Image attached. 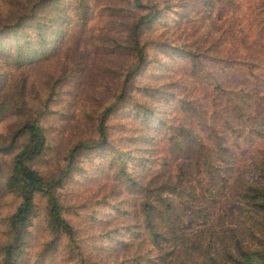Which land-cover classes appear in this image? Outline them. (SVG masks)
<instances>
[{
	"label": "trees",
	"instance_id": "1",
	"mask_svg": "<svg viewBox=\"0 0 264 264\" xmlns=\"http://www.w3.org/2000/svg\"><path fill=\"white\" fill-rule=\"evenodd\" d=\"M223 3L235 7L234 22L243 14L247 33L224 28L212 39L199 35L202 51L195 52L149 37L159 25L170 29L185 20L183 0H131L135 20L121 47L128 59L113 101L87 114V128L72 136L54 170L42 167L50 148L43 120L52 115L57 85L37 103L23 99V86L16 101L0 93V119L15 114L18 121L8 138L0 136V155L9 159H0V197L14 206L1 222L0 264H100L85 254V238L106 244L117 264H264V0ZM12 4L0 19V58L16 68L56 55L77 25L74 17L85 20L88 9L84 0ZM151 71L176 73V82L166 89L144 82ZM197 74L207 93L187 91L184 77ZM121 114L135 125H115ZM141 128L154 153L148 161L137 156L143 148L123 150L139 141L133 133ZM96 158L93 173L84 160L91 166ZM83 184L97 185L84 194L101 209L83 218L107 230L74 224ZM38 199L46 203L41 214ZM117 216L124 225L114 226ZM36 231L43 250L31 263L27 250Z\"/></svg>",
	"mask_w": 264,
	"mask_h": 264
},
{
	"label": "rangeland",
	"instance_id": "2",
	"mask_svg": "<svg viewBox=\"0 0 264 264\" xmlns=\"http://www.w3.org/2000/svg\"><path fill=\"white\" fill-rule=\"evenodd\" d=\"M12 2L13 0H0V19H3L4 16L14 10L15 7ZM70 2L72 0H60V3L68 4ZM183 2L186 7L185 11H187L185 20L170 29L159 25L154 32L149 34V37L153 39L152 41L159 42V44L166 41L169 44L175 42L181 44L180 46L184 50L188 47L190 50L197 52L196 50L202 51V45L200 43L195 44L199 35L204 34L208 39H212L216 31L224 28L235 33L241 31L247 33L248 26L246 21L242 20L243 14L238 15L237 21L231 20L236 13V9L223 3V0H213L211 3L210 0H183ZM130 4L131 0H84V5L88 7L85 20L81 21L80 15L74 17L77 25L75 24L74 27L73 23V27L65 38V44L58 49L57 54L52 58L41 61L37 65L17 68L0 58V93H3L2 97H11L13 101H16V91L23 86V99L37 103L38 100L45 99L52 87L55 84L57 85L55 93L60 94L56 97L55 103L52 104V115L43 120L44 126L49 129L47 135L50 142L49 153L42 162V167L46 171L54 170L55 166L60 164L65 150L71 144L70 139L72 136L77 131L87 128V114L92 109L102 110L113 101L117 83L120 82L119 76L122 67L127 64L128 59V57L126 58L120 54L121 47L128 45V28L135 20L134 15L130 14ZM178 63L181 62L178 61L175 65L177 66ZM182 66L185 67L186 64L182 63ZM71 69L82 71L72 73ZM187 71L189 74L191 72L190 68ZM59 75H62L64 79L58 83ZM158 75H160V78L155 81V77ZM176 76V73L175 77L171 78L164 72L151 71L142 78L144 82L156 83L166 89L176 82ZM184 80L190 87L192 86V88L188 87V92L207 93L206 89L203 88V84L200 83L198 74L197 76L192 75L191 78L184 77ZM149 83L146 84V87ZM142 93L141 91L135 93L139 101H145L146 97L144 98ZM141 103L144 102H140L138 105ZM122 115L125 119H119L115 125H135L133 120L130 119L132 118L130 114L129 116ZM17 123L15 114L0 119V136L8 138L9 129ZM136 127L140 129L139 126ZM143 130L144 128H141V133L140 131L133 133L138 136L139 141L130 146L124 144L123 150H126L127 147L131 150L143 148L146 152L137 156L140 160L148 161L154 156V153L150 152L151 145H146L142 141L147 137L145 136L146 133L142 134ZM1 157L0 159L6 160L5 163L8 162V157ZM91 161L93 160H84L86 162L85 167L94 168L92 170L94 173L97 171L95 169L98 168V158L94 159V163L89 166ZM92 171L87 176L88 178H91ZM84 186L83 184L82 190L78 191L81 197L80 200L75 202V208L72 210L79 214V218H74V224L90 232L91 228H94V230H107L108 227L104 225L95 226L90 220L86 221V218H83L85 215L89 216L91 212L101 211L97 206H90L89 202H92L93 199L87 200L84 194L90 190L94 192L97 185L92 186L89 184L90 189H85ZM79 189L81 188L75 187V190ZM11 202L8 198L0 197V244L5 240L1 222L14 209V206L11 207ZM72 203L71 194H69L67 205L70 206ZM45 205V201L38 199L37 212L41 214L45 209ZM116 214L118 213L116 212ZM100 216L104 218L106 214ZM119 225H124V218L118 217L115 221L114 226ZM94 232H97V230ZM41 240L37 231L36 235L33 233L29 239L27 252L31 263L36 261L43 250L39 245ZM85 240V247L87 248L85 254L90 257L91 261L100 264H117L112 259L114 253L104 248L106 244L100 243L99 246L96 239L85 238ZM126 241L130 243L127 239ZM136 243L134 242V244ZM64 259H66V256ZM64 263H66V260H64ZM48 264H54V262Z\"/></svg>",
	"mask_w": 264,
	"mask_h": 264
}]
</instances>
